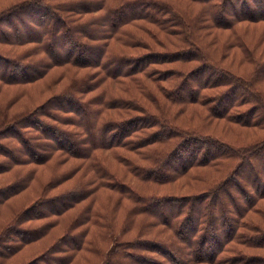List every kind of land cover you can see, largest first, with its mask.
Segmentation results:
<instances>
[{
    "label": "trees",
    "instance_id": "obj_1",
    "mask_svg": "<svg viewBox=\"0 0 264 264\" xmlns=\"http://www.w3.org/2000/svg\"><path fill=\"white\" fill-rule=\"evenodd\" d=\"M188 3L19 0L0 8V94L55 67L86 69L59 92V82L46 84L37 105L15 108L24 90L0 100V174L11 173L0 185V206L33 189L42 167L50 179L0 230V264L45 238L52 240L44 250L20 264H264V62H255L234 28L264 20V0ZM223 29L234 31L227 45ZM219 46L243 48L253 73L231 70L243 64L225 59L226 51L213 55ZM161 80L168 82L163 102L150 88ZM41 94L31 90L30 101ZM167 104L179 107V117L192 104L210 116L185 127ZM193 111L194 121L201 111ZM212 118L261 133L234 142L206 130ZM131 149L148 163L125 152ZM113 150L149 188L183 179L190 191H140L113 169ZM73 177L72 187L54 192ZM126 205L131 216L119 229ZM39 220L54 231L27 225ZM130 230L136 233L127 238Z\"/></svg>",
    "mask_w": 264,
    "mask_h": 264
},
{
    "label": "rangeland",
    "instance_id": "obj_2",
    "mask_svg": "<svg viewBox=\"0 0 264 264\" xmlns=\"http://www.w3.org/2000/svg\"><path fill=\"white\" fill-rule=\"evenodd\" d=\"M18 1L19 0H0V8L10 7V6H12V4H14ZM171 1H173V3H175V4H180L183 6H185L188 3V0H171ZM186 6H188V5H186ZM228 13H229V11H228V9H226V14H228ZM234 28L235 29L238 28L239 33L248 42V43H246V45L248 46L249 49H252L254 55L257 57V58H255V62H257V63H259V61L264 62V20H261V21L260 20L259 21L245 20V21L240 22V24H236ZM132 30H133V28H132ZM233 32L234 31H231L230 29L221 30L220 33H222V40L220 42L222 45H223V43L225 45H227V43H229L228 41H229ZM139 37L144 39L147 42L148 41L151 42L152 47H156L155 43H153L152 40L149 38V36H147L146 34H143L142 36H139ZM122 41L124 42L125 40H122ZM114 43L117 47H120L123 44L122 42H119V41L118 42L114 41ZM167 44H170V42H167ZM172 44H173V42H172ZM21 49L22 48H19L18 50H21ZM125 49L132 51V52H138V53H144L147 51L146 48H144V47L142 48L139 46H135L133 48H128L125 46ZM210 51H211V48H210ZM222 51L227 52V57H225V59L230 60L232 58L233 62L240 63L241 65L242 64L246 65V66L242 65L241 69H240V66H238V67L237 66H233V67L229 66L230 69L233 70L235 73H238V74L243 73V71L248 70V68H249V75L251 73H253L256 63H254L253 60L249 59L244 54L245 50L243 48H238V49H235V48L231 49L230 48V49H228V48H224V47L219 46L218 49L212 48L211 53L216 56L218 54H221L220 52H222ZM235 51H237V53H238L237 56L234 55ZM225 63L227 66L226 61H225ZM161 67H163V66H161ZM74 70L77 73V75H83L86 72V69H79L77 67L74 68ZM75 72L71 69H66V67H55L50 71V73L44 79H42V80H40L34 84H31L28 86H16V85L4 86L5 88L2 89L1 94H0V100L2 102H9V101H11L10 99H11L12 95H15L17 92H19L21 90H24V95L21 97L20 101L14 105L15 108L21 109L24 106H27L28 104H31L33 106L37 105V104L41 103L42 101H44V99L48 95V94L45 95V93H44V95H42L40 93V91L44 90L46 84H48V83L51 84L53 82H55V83L59 82L56 85L57 86L56 89L59 92L65 85L69 84V82L71 81V78H72V74ZM262 82L263 83H261V87L264 88V78H263ZM152 83H154V82H150V88L155 91V93L157 94V97H159L160 101L163 102V100H165V96H164L165 93L162 90L163 86H161V84L167 85L168 82L161 80L160 82H157L156 84H152ZM131 84L132 83H130V86H131ZM156 85H159V86L157 87ZM131 88H134V86H132ZM31 90L37 95L41 94V96L33 97L30 101ZM37 92H39V93H37ZM167 106L169 108V111L167 112L168 115L170 117H173V119L175 121H177L178 123L182 124L185 127L198 128V127H200L199 123H201L203 115H207L208 117L210 116L207 108L205 106H202V105L192 104V106H190L186 109L187 111H185L181 115V117H179V114H177V110L179 108L177 105L167 104ZM194 109H200L201 112L200 111L199 112L202 115V117L198 113L197 118L194 119V121H193L192 118H195V116H196L194 114V111H193ZM177 116L179 118H177ZM208 122H209V124H208L209 129H206L207 131H210L211 133H213L215 135L217 134L220 137L228 138L229 140L234 141V142L236 141L239 143H250L256 139L255 137L258 133H261V132L254 130V129L240 127L238 124L236 126L230 125L225 120H219L216 118H212V120L208 119ZM204 124H205V121H204ZM60 125H62V124H60ZM196 126H198V127H196ZM233 126H235L234 129H232ZM244 140H246V142ZM144 151L149 152V153L155 152L154 150L153 151L144 150ZM156 151L158 152L159 149H157ZM125 152L130 154L132 157L139 158L141 160V162H143V163H148V160L146 159V157H149V156L144 155V153L142 154L141 152L133 150V149L126 150ZM115 155H116L115 151L114 150L111 151V158L108 159L109 161H112L113 169L119 175L123 176L126 180L130 181L134 187L138 188L142 192L150 194L151 192L162 191V193H166V194H169V193L181 194L182 192L186 193V192L190 191L188 186H187L188 185L187 181H184L183 179H178L174 182H169V183H160L158 185H152V186H150L151 188H149L143 182H141L135 174H133L130 170H128V168H126L124 165L119 163L115 159V157H114ZM80 160L83 162L86 161V160L80 159V158H72L70 163L76 164L77 162H80ZM85 163H88V162H85ZM63 168H64V166H58L57 171H61ZM41 169H42L41 172L43 174H41L40 176L38 175L37 180H35L34 182L32 181L33 182L32 185L35 186L33 189H30L28 192L25 191L24 193L21 194V196L18 195V196L12 197L13 199L9 203L0 206V230L13 219V216L15 213H17L19 210H21V208H24L26 205L28 206L31 203L32 202L31 200H34L38 196V193L40 191V190L38 191V189H41L42 187H44L47 184L48 180H50L48 178L49 171H47V169L45 167H42ZM18 172L16 173V175L18 174ZM91 172L94 175V172L93 171H91ZM10 174L11 173L0 174V185H2L4 183H9L7 181L8 180L7 176H9ZM75 180H76V177L75 178L73 177L72 179L68 180L67 182L58 185L54 189V192L58 193L61 190L63 191L67 188L72 187L71 185L74 183ZM36 185H37V187H36ZM114 203H116V202H114ZM131 207L132 206H130V205H128V207L126 205V207L120 211L123 220H121V219L116 220V221H119V224H118L119 229H120L122 223H124L126 225L127 220L130 219V218L128 219V217L131 216L130 215ZM137 222H138V224L141 223L142 222L141 218L138 219ZM27 225L35 227V228L46 227L45 228L46 230H51V232L54 231L52 228L48 229L50 226H47L46 222L43 220H39V221L31 222V223L29 222ZM125 225H123V226H125ZM122 229H123V227H122ZM121 230H120V232H121ZM160 230H161L162 234L165 231L162 227H160ZM53 233H51V234H53ZM135 233H136V230H130L128 232L127 238L134 237ZM159 234L160 233H159L158 228L152 230V235H159ZM170 235L173 238V235L172 234H170ZM51 240H52V238H51ZM51 240H50V238H48V239L45 238V240L40 239L32 245L26 246L21 251L16 252V254H14L11 258L5 259L4 264H20L23 261L30 260L31 258H34L38 253H40L41 251L44 250V249H42V247L43 246L45 247V245L48 244Z\"/></svg>",
    "mask_w": 264,
    "mask_h": 264
}]
</instances>
